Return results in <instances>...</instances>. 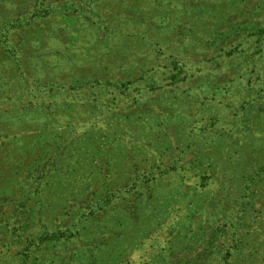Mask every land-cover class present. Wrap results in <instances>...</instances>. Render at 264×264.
I'll return each instance as SVG.
<instances>
[{
  "label": "rangeland",
  "instance_id": "rangeland-1",
  "mask_svg": "<svg viewBox=\"0 0 264 264\" xmlns=\"http://www.w3.org/2000/svg\"><path fill=\"white\" fill-rule=\"evenodd\" d=\"M0 264H264V0H0Z\"/></svg>",
  "mask_w": 264,
  "mask_h": 264
}]
</instances>
